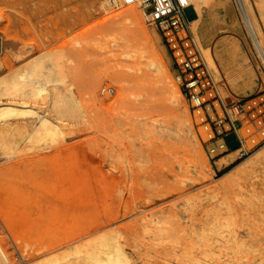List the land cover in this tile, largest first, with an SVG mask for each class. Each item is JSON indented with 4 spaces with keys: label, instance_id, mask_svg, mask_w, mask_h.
<instances>
[{
    "label": "rangeland",
    "instance_id": "1",
    "mask_svg": "<svg viewBox=\"0 0 264 264\" xmlns=\"http://www.w3.org/2000/svg\"><path fill=\"white\" fill-rule=\"evenodd\" d=\"M191 2L199 17L185 34L209 81L198 112L138 6L150 39H139L135 24L124 26L137 38L124 48L107 20L124 6L0 0V78L44 62L68 99L66 117L49 116L48 104L38 110L39 118L64 123L53 145L32 139L0 147V239L17 264H25L19 246L81 224L115 229L134 264H264V62L245 25L248 14L264 40V0H244L245 9L241 0ZM136 60L151 71L159 66L182 99L170 97L172 89L155 93L158 84L132 69ZM232 102L243 112H232ZM231 133L240 151L227 165ZM247 159L252 166L220 186ZM8 224L26 242L13 240Z\"/></svg>",
    "mask_w": 264,
    "mask_h": 264
},
{
    "label": "bare ground",
    "instance_id": "2",
    "mask_svg": "<svg viewBox=\"0 0 264 264\" xmlns=\"http://www.w3.org/2000/svg\"><path fill=\"white\" fill-rule=\"evenodd\" d=\"M176 1L184 9L191 8L194 17L189 22V24H195L198 21L199 17L196 6L191 2V0ZM241 2L243 3L244 7V0H241ZM246 16V18L243 16L245 18V25L249 31L255 47L257 48L259 55L264 62V40L260 35L257 34L256 30H254L252 19L250 20L248 14ZM107 20H109L110 23L112 22L110 24V28H112L113 32L117 33L118 35H120V37H123L125 39L126 47L124 46V48H133L134 44L132 42L133 36L136 35L135 33H138L137 35L139 39H141V37L148 40L150 39V36L140 26V14L136 11L134 5L124 6L120 11L109 16ZM133 24L138 27L137 31H132L135 35H133L131 31L128 30L130 28L128 26ZM124 26L128 27V29L124 30ZM134 38H136V36ZM119 45L123 46V44ZM43 63H36L38 65V68L35 72L31 70V66L27 65L26 68H24L23 70L20 69L21 71L19 70V72L15 75L9 76V74H7L8 76L4 75L3 78H0V147H3L4 145L6 146L7 143H16L15 148H17L16 145H20L21 140L23 142L24 140L29 141L32 139L35 140V143L37 144H41L40 141H42L43 145H45L46 142L44 143V141H49L48 145H53L52 142L61 138L60 136L63 137L62 126L64 125V123L62 122L63 125L59 124L60 122L57 123V120L54 121L53 118L55 116V119H59L65 116L68 108V99H65L64 97L60 98V95L63 92L60 81L55 77L57 75H54L51 72V69H46ZM153 63L154 62H151V64ZM131 65L133 70L140 71L142 74H144V77L148 79L147 81L152 82V84L159 85L154 88L155 93H157L158 95H162V93L167 94L172 89V93H169V95L174 96L170 97L174 98L176 96L178 99H182L180 92L178 91V89H176V87H174L175 85L173 84L170 77L168 75L160 74L161 72L159 71V66L154 67V70L151 71L145 66V64H143V62L137 60L135 62L132 61ZM151 73H154L155 75L151 76ZM156 85H153V87H155ZM86 94L89 99H93L92 101H95L92 90L87 89ZM170 97L168 96L167 99H169ZM164 98H166V96ZM172 101L170 102L172 103ZM47 104L49 108L48 113L51 112L53 114L52 115L50 113L51 115L49 116H53V118L45 117V115H43V118H39L41 112H39L38 110L44 107V105L46 106ZM92 111L93 113L95 112L94 110ZM179 120L180 123L178 129L181 131L184 130V124L182 123L181 118H179ZM160 128V126L155 127V129L157 130H159ZM64 130L65 129L63 128V131ZM26 141L25 143H30ZM18 142L19 144H17ZM31 142L34 143L33 141ZM25 143L22 144H24L25 146ZM26 147L28 148L29 146L27 145ZM26 147H24L23 150H26ZM12 150L13 149H11V151ZM238 151H240V149L234 150L232 151V153L228 154L227 156H229V159L226 160L225 164H231L235 160V154L238 153ZM251 161L247 159L243 163L239 164L238 167L234 170L233 174H229L230 176L224 178L221 181L222 184H220V186H223V184L228 182L232 183L234 180H236V177H238V175L241 176L242 172H245L246 169L252 166L253 162L251 163ZM218 168L221 169L222 165L219 164ZM143 177L145 178V176ZM141 178L142 175L140 179ZM144 178L143 180H145ZM81 225H83L84 227H80ZM81 225L76 227V229L78 228L79 230H84V232L78 233L73 226L70 225L69 227V225H66L67 228H64L65 230L63 229L64 233L62 235H60V231L57 232L56 230L55 232L54 229V233L51 230L53 235L51 234L49 235V237L43 238L44 236L42 234L43 237L37 238L36 240L34 238V240L29 244H26L25 246H19L23 262H25V264H134V260L130 261L129 257L127 256L129 252L126 253V255V249L124 250L123 246H120L121 243H119L115 229L104 231L100 229L103 225ZM8 229L11 231L13 240H23L21 234L19 233L18 227H12V225L8 224ZM51 229H53L52 226ZM92 232H96V235L93 234L92 237L86 239L85 241L82 239L85 235H88ZM81 240H83V242L79 243L78 245L76 243L75 246L73 245L74 242H79ZM23 241L26 242L25 240ZM129 256L132 257L131 254ZM16 261L17 260L13 259L8 254L6 243L0 239V264H17ZM21 264L23 263L21 262Z\"/></svg>",
    "mask_w": 264,
    "mask_h": 264
},
{
    "label": "built area",
    "instance_id": "3",
    "mask_svg": "<svg viewBox=\"0 0 264 264\" xmlns=\"http://www.w3.org/2000/svg\"><path fill=\"white\" fill-rule=\"evenodd\" d=\"M107 1L114 6L136 5L143 11L147 23L155 27L162 38V42L171 52L173 66L179 79L182 80V89L189 101L192 112L202 110L205 101H203V94H200V89L204 90L205 84L209 86V81L205 77L204 65L195 52L192 39H189L185 34L189 22L186 20L184 8L176 0ZM230 105L232 112L236 114L243 112L241 106H237L233 102ZM261 123L264 127V118ZM230 125L234 128L231 121ZM226 136L228 134L224 138ZM235 138L239 144L236 135Z\"/></svg>",
    "mask_w": 264,
    "mask_h": 264
},
{
    "label": "water",
    "instance_id": "4",
    "mask_svg": "<svg viewBox=\"0 0 264 264\" xmlns=\"http://www.w3.org/2000/svg\"><path fill=\"white\" fill-rule=\"evenodd\" d=\"M184 14H185L186 20L188 22H190L192 20V18L194 17V14H193L191 8L184 9ZM225 141H226V144L230 150H235L239 147V144L236 141L234 134H230V135L226 136Z\"/></svg>",
    "mask_w": 264,
    "mask_h": 264
}]
</instances>
